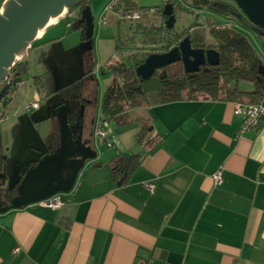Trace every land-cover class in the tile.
<instances>
[{
	"label": "crops",
	"instance_id": "crops-1",
	"mask_svg": "<svg viewBox=\"0 0 264 264\" xmlns=\"http://www.w3.org/2000/svg\"><path fill=\"white\" fill-rule=\"evenodd\" d=\"M61 19L38 34L23 58L29 64L28 92L6 106L0 172L9 162L33 165L44 151L59 153L66 165L75 154L64 151L92 141L98 155L59 194L60 206L36 201L0 209V264H264V119L240 133L243 115L235 112L234 100L158 102L137 109L127 123L106 121L108 145L95 135L102 96L96 106L94 80L86 76L60 86L71 89L75 100L72 135L62 137L56 110L42 104L38 88L41 83L48 89V71L31 66L32 49L69 38ZM34 100L38 105L28 109ZM259 103L264 106V97ZM139 116L148 120L141 141ZM48 131L60 133V150L45 141ZM120 154H139L129 176L113 175L112 160Z\"/></svg>",
	"mask_w": 264,
	"mask_h": 264
},
{
	"label": "trees",
	"instance_id": "trees-1",
	"mask_svg": "<svg viewBox=\"0 0 264 264\" xmlns=\"http://www.w3.org/2000/svg\"><path fill=\"white\" fill-rule=\"evenodd\" d=\"M88 1V0H87ZM86 1V2H87ZM85 2V5H86ZM173 6L170 15L164 12V4L157 6L160 18L143 14L137 0H121L117 11L138 10L139 20L136 34L140 47L125 46L122 30L118 35L116 50L121 58L110 60L108 69L112 80L104 89L101 102V115L104 121L127 123L134 119L137 109L158 102L209 96L215 99H230L236 102L259 103L264 97V55L254 45L241 27L251 29L259 38L264 51V30L251 22L234 0H164ZM189 2V3H188ZM183 10L191 13L194 20L184 22ZM173 15V19H171ZM206 20L202 21L201 16ZM220 16L227 22L217 23ZM78 12L72 27L81 28L84 24ZM137 19V20H138ZM120 21V20H119ZM230 25H225L226 23ZM129 29V28H128ZM136 34L127 39L136 41ZM186 35L191 37L193 45L205 48L213 47L220 52V62L216 65L206 64L196 72H187L182 68L170 71V66L158 69L148 80H143L136 72L151 52L169 50ZM156 45L147 49L145 45ZM29 69L28 60L18 59L11 67L17 77ZM241 81H248L252 88L244 87ZM137 115V114H136ZM144 125L139 135L143 140L148 129V120L139 116ZM139 154L117 155L112 160L114 176H129L139 162Z\"/></svg>",
	"mask_w": 264,
	"mask_h": 264
},
{
	"label": "water",
	"instance_id": "water-1",
	"mask_svg": "<svg viewBox=\"0 0 264 264\" xmlns=\"http://www.w3.org/2000/svg\"><path fill=\"white\" fill-rule=\"evenodd\" d=\"M87 0H6L0 10V85L10 74L11 67L22 56H25L31 43L36 39L40 29L65 14L68 9L78 7L81 21L84 24V34L92 38L94 31V16L91 7L85 5ZM248 19L264 30V0H234ZM173 6L165 4L164 12L172 13ZM78 15V14H77ZM173 19V15L170 17ZM182 62L185 71L196 72L206 64L216 65L220 62V52L213 48L193 46L189 35L182 38L178 44L163 52H151L145 60L136 67V72L143 80L150 79L155 72L167 65ZM5 88L0 91V98ZM62 137L72 135V127L68 107L59 103L56 107ZM39 137V136H38ZM40 138V137H39ZM66 150V148H65ZM33 165L16 163L9 177V189L20 182V194L14 201V206L48 199L63 191H69L80 170L88 160L98 155V150L92 141L90 145H77L63 152L73 153L75 157L65 161L59 153L45 154ZM65 166L69 173L63 174L61 167ZM41 190V191H36ZM36 194H33L34 192Z\"/></svg>",
	"mask_w": 264,
	"mask_h": 264
},
{
	"label": "rangeland",
	"instance_id": "rangeland-1",
	"mask_svg": "<svg viewBox=\"0 0 264 264\" xmlns=\"http://www.w3.org/2000/svg\"><path fill=\"white\" fill-rule=\"evenodd\" d=\"M92 14L94 16V31L92 38L84 37L81 40V32L73 28L71 25L66 26V23H70L74 16L70 12H66L62 15L60 22L65 25V35H69V38L59 39L53 42L50 45L43 47L42 49L35 50L31 53V57L35 59L32 63V68L36 66L39 67L42 71L47 73L46 77L49 78V86L48 89L45 86L38 85V88L43 96L42 104L45 103L50 104V106L56 110V107L59 103L65 102L68 107V111L70 117L73 116L75 112V100L72 97L70 92L71 89L61 88L66 81H73L75 79H83L88 76V78H92L94 84H92V93L93 99L92 102H96V106L99 105V101L101 96H103V90L108 85L110 79L112 77V73L109 69H104V65L110 59L114 60L117 58H121L118 51L116 50V44L118 40V35L122 30L123 38L125 41L124 44L128 48L132 47H140L143 46L141 42H139L138 34H136V25L141 22L139 20H126L120 17L116 11L110 10L107 8L108 4L111 0H90ZM138 5L140 6V11L145 14H150L155 18L159 19V8L157 6L163 5L164 0H137ZM189 3V2H188ZM78 8V7H75ZM101 17H105L106 23H100L99 20ZM182 17L184 22L190 24L194 17L191 13L183 10ZM202 21L206 20L205 15L201 16ZM65 20V21H63ZM120 20V21H119ZM225 19H221L217 17V23L224 21ZM129 28V29H128ZM242 31L248 35V37L252 40L254 45H256L260 52L264 55V51L261 47L258 36L249 28L241 27ZM132 34H136V41L127 39ZM80 36V40L82 42H78ZM78 43V44H77ZM81 43V44H79ZM147 49L151 50L156 48V45L148 44L145 45ZM35 55V56H34ZM24 56L19 59H23ZM41 66V67H40ZM170 71H174L176 69L182 68L181 64L178 62L170 64ZM39 72V71H36ZM45 72V73H46ZM58 76V77H57ZM19 79L23 80L24 83L19 87V91H17L15 99L18 98V94L21 96L28 92L29 86V77L30 73L28 71L26 73L21 74ZM46 78V79H47ZM62 84V86H61ZM240 84L244 87L249 86L248 81H241ZM61 86V87H60ZM60 87V88H59ZM26 90V91H24ZM76 92V91H75ZM91 96V94H90ZM87 97V94H86ZM31 97H28L29 99ZM79 100V99H78ZM77 100V101H78ZM13 106L11 107V110ZM8 111V110H7ZM55 116L57 118V113ZM10 119V123L13 122ZM5 123H0V128H2ZM45 141L52 147L57 150L61 149V136L59 134H54L49 132H45L43 135ZM10 138V137H9ZM69 147V146H68ZM8 168L3 167L1 169L0 175L3 173L8 174L9 170H11V162ZM2 179V178H0ZM1 181H6L5 179Z\"/></svg>",
	"mask_w": 264,
	"mask_h": 264
},
{
	"label": "built area",
	"instance_id": "built-area-1",
	"mask_svg": "<svg viewBox=\"0 0 264 264\" xmlns=\"http://www.w3.org/2000/svg\"><path fill=\"white\" fill-rule=\"evenodd\" d=\"M168 1V0H166ZM121 0H111L108 4L107 8L110 10H114L117 12L118 15H120L121 18L126 20H136L140 17V12L138 10H130L128 12L125 11H117V7L119 6ZM66 12H70L73 16L77 15V11L75 8L68 9ZM65 12V13H66ZM100 23H106L105 17H101L99 20ZM222 25V24H221ZM225 25H230V23H226ZM10 74L7 76V78L4 80V82L0 85L1 87L5 83L12 82V85H14V92L15 90L22 85L23 81L20 79H16ZM13 94V92H10V95ZM38 105V101L34 100L32 101L27 107L28 109L31 107H36ZM235 112L238 114L243 115V120L240 126V133L247 132L251 129H254L258 127V125L261 123V121L264 119V106L260 103H250V102H236L235 105ZM9 118V114L5 113L3 110V107L1 105L0 110V122L6 120ZM105 122L100 116L96 120V126H95V135L100 139L101 142H107L108 145H112V141L108 138V130L105 126ZM217 179L220 178V175H216ZM148 186L153 189L154 184L149 183ZM40 203L47 205V206H53L57 207L62 204L61 197L59 194L54 195L48 199L41 200ZM19 248H16V251H18Z\"/></svg>",
	"mask_w": 264,
	"mask_h": 264
},
{
	"label": "flooded vegetation",
	"instance_id": "flooded-vegetation-1",
	"mask_svg": "<svg viewBox=\"0 0 264 264\" xmlns=\"http://www.w3.org/2000/svg\"><path fill=\"white\" fill-rule=\"evenodd\" d=\"M167 3H169V2H165V4H167ZM165 4H164L163 9L165 8ZM75 9L78 12V8H75ZM193 46H195V45H193ZM11 75H12L13 79H14V77H16V79L19 78L16 75H14V73L12 71H11ZM13 79H12V81H13ZM19 87L15 90V92H14V85H12V82L5 83L1 87L0 91L3 88H5V92H4V95L2 96V98H0V110H1V105H2L5 113L9 114L6 111V106L8 104H10L15 99V96H16V93H17ZM10 92H13V94L10 95ZM13 166H12V168L8 174L3 173L0 175V178H2L3 180L4 179L6 180L4 182V181H1L2 179H0V209H10L11 207H13L16 197H18V195L20 194L19 193L20 192V189H19L20 182L15 187H13L12 189H9V186H8L9 177H10V174L13 170Z\"/></svg>",
	"mask_w": 264,
	"mask_h": 264
},
{
	"label": "bare ground",
	"instance_id": "bare-ground-1",
	"mask_svg": "<svg viewBox=\"0 0 264 264\" xmlns=\"http://www.w3.org/2000/svg\"><path fill=\"white\" fill-rule=\"evenodd\" d=\"M56 19V17H52L49 22H53ZM43 29H40L39 34L42 32Z\"/></svg>",
	"mask_w": 264,
	"mask_h": 264
}]
</instances>
